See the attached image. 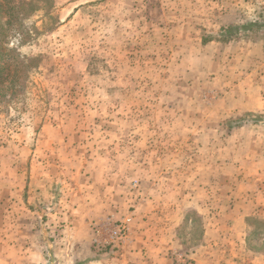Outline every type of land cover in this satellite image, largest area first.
I'll return each instance as SVG.
<instances>
[{"label": "rangeland", "instance_id": "obj_1", "mask_svg": "<svg viewBox=\"0 0 264 264\" xmlns=\"http://www.w3.org/2000/svg\"><path fill=\"white\" fill-rule=\"evenodd\" d=\"M0 5V264L107 259L94 225L129 228L144 200H193L171 214L184 253L225 247L195 207L244 194L206 195L223 181L262 206L232 258L264 264V110L226 109L264 99V0Z\"/></svg>", "mask_w": 264, "mask_h": 264}, {"label": "crops", "instance_id": "obj_2", "mask_svg": "<svg viewBox=\"0 0 264 264\" xmlns=\"http://www.w3.org/2000/svg\"><path fill=\"white\" fill-rule=\"evenodd\" d=\"M246 96L248 95L243 94L242 102H238L241 107L235 105L226 109H230V111L264 110V99L261 92L254 93V100L247 99ZM212 174L210 171L209 175L213 176ZM223 182L220 184L210 183L204 189V192L207 196L214 192V190H219L220 192H230L231 190V193L243 191L244 194L232 196L233 199H227L228 197L224 196L219 203L207 201L206 199L204 203L195 205V207L204 209L209 221L217 219L221 225L227 226L220 235L222 240L228 241L225 247L222 245L214 249L210 247V243H206L199 250L184 253L178 239L175 237L176 230L173 229L175 225H172L174 223L176 227L178 226L181 215H179L178 219L176 217L171 222L173 217H171V214L181 208L193 207L191 205L193 200L190 201L189 198V200L182 199L180 201H173L172 203H167L166 201L160 203L158 200H144L139 203L140 207L136 208L135 213L137 216L130 220L129 232L127 237L124 238L122 246L120 245V251L115 252V254L112 253L111 257L108 256L107 259H95L87 264H187L188 261H190L188 264H218V262L219 264H245L244 261H239L238 259L235 261L232 258L234 256L238 258L240 254L237 252V248H235L237 244L232 245L229 241L241 240V229L248 222L250 223L252 218L261 213L260 209L262 206L254 202V198L246 192L248 190L250 191L249 193H252L253 187L245 186L247 189H244L243 184L239 182L230 183L232 185ZM115 195L112 197L108 195L104 199L110 211L116 203ZM97 201L104 205L103 200L101 203L100 196ZM162 208L168 209V213L167 210H161ZM156 209L160 211H156ZM169 209L172 210L169 211ZM99 227L97 233L93 229V242L94 239L98 242L103 239H109L114 229L111 221L100 223ZM89 252L91 251L89 250ZM216 256H222V258L214 260ZM229 256H231V259H229ZM253 264L258 263L254 262Z\"/></svg>", "mask_w": 264, "mask_h": 264}, {"label": "built area", "instance_id": "obj_3", "mask_svg": "<svg viewBox=\"0 0 264 264\" xmlns=\"http://www.w3.org/2000/svg\"><path fill=\"white\" fill-rule=\"evenodd\" d=\"M99 225H94V231L97 233V229H99ZM114 229L111 232V235L109 239H103L102 241L98 242L96 239H94V244L97 246L99 245H113L116 243V245H122L124 242V238L127 237L128 234V225L126 223H117L113 227Z\"/></svg>", "mask_w": 264, "mask_h": 264}, {"label": "trees", "instance_id": "obj_4", "mask_svg": "<svg viewBox=\"0 0 264 264\" xmlns=\"http://www.w3.org/2000/svg\"><path fill=\"white\" fill-rule=\"evenodd\" d=\"M2 8H3V6L0 5V13L2 12ZM5 33H6V29L3 26H1V22H0V60L2 58L1 56H3L1 42H3L4 39L6 38ZM10 77L11 76H7L5 79L2 80V82L7 81V79H10Z\"/></svg>", "mask_w": 264, "mask_h": 264}]
</instances>
